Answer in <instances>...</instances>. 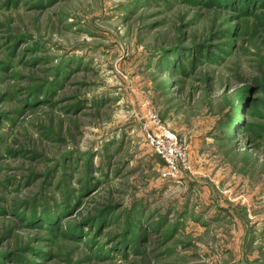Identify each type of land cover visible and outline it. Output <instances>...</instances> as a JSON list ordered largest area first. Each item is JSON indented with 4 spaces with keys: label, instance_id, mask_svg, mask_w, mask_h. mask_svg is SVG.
Masks as SVG:
<instances>
[{
    "label": "rangeland",
    "instance_id": "1",
    "mask_svg": "<svg viewBox=\"0 0 264 264\" xmlns=\"http://www.w3.org/2000/svg\"><path fill=\"white\" fill-rule=\"evenodd\" d=\"M0 264H264V0H0Z\"/></svg>",
    "mask_w": 264,
    "mask_h": 264
},
{
    "label": "built area",
    "instance_id": "2",
    "mask_svg": "<svg viewBox=\"0 0 264 264\" xmlns=\"http://www.w3.org/2000/svg\"><path fill=\"white\" fill-rule=\"evenodd\" d=\"M147 140L153 146L154 153L170 164L171 169L175 168L177 162L184 165V159L177 144L178 142H176L170 131L163 130L158 134H147Z\"/></svg>",
    "mask_w": 264,
    "mask_h": 264
}]
</instances>
